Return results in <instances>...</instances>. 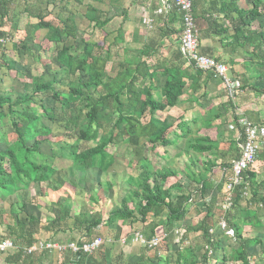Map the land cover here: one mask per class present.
I'll return each mask as SVG.
<instances>
[{
    "label": "trees",
    "instance_id": "obj_1",
    "mask_svg": "<svg viewBox=\"0 0 264 264\" xmlns=\"http://www.w3.org/2000/svg\"><path fill=\"white\" fill-rule=\"evenodd\" d=\"M239 1L241 0L220 1V7L225 11V17L231 24V34L228 37L232 38L234 45L241 47L247 52L251 51L252 55H255L264 45V22L258 27L254 26L258 17L264 16V0H252L250 8L241 7ZM7 3V0H0L2 7ZM54 5H58V0H56ZM41 12L37 14L38 21L34 28L36 30L47 28L48 34L46 35V40L57 45L56 56L52 59V63L58 65L59 71L63 70L66 74L74 76L75 81L68 82L69 91L66 94L53 90L52 97L54 100L62 102V108L67 112L66 128H70L77 138L74 144L64 142L55 152H51L50 156H45L40 150V145L45 138H35L31 145H28L26 141L27 135H34L36 131H39L37 125L42 115L37 113L36 108L30 109L29 105L23 107V111L18 117L13 115V107L15 105L21 103L28 104V102L32 101L33 96H25L13 101L11 96L0 93V111L5 106L8 107V112L12 114V125L17 135V141L22 148L20 150L21 153L11 147L0 150V193L14 194L20 186L26 188L31 183L42 184L47 182L49 186H52L53 176L58 171L52 164V160L58 158H67L72 163L69 168H76L81 172L90 169L107 172L115 162V155L108 151L110 144L126 143L127 145L138 147L137 151H141L138 153L147 152L148 145H151V149L156 153V147L159 145L169 147L173 144V141L169 138L171 130L176 139L185 138L184 149L186 154L190 150H194L196 155L198 153L202 155L211 150L214 142L208 136L198 135V131H195L194 128L195 123L189 125L188 122L181 119L176 125H167L163 120L154 116L157 110L163 111L168 107L178 105L180 97L185 93V87L187 86L185 79L189 76L181 65L173 63V61L167 62V66L163 64H159L158 66L152 65L153 63H150V58L154 55L155 50L152 45L150 46L148 43H145L142 48H135L127 56L124 53L122 56V54L117 52L112 66L115 75L108 76L106 66L110 59L113 58L110 54L111 47H109L106 56H103L101 52L96 53L95 48L99 47L102 51L104 45L99 46L95 42L81 39L84 45L82 51H79L74 48L73 43L69 40L71 38L76 39L78 36V29L72 18V13L61 24L55 25L51 21L46 20L44 14H41ZM95 12L96 10L92 14L88 13V16L96 26L105 27L112 20V18L100 19L95 16ZM168 14L171 20L174 19L177 14L176 8L172 7ZM1 17L4 19L6 14L3 12ZM180 23L182 31V22ZM2 25H4L3 22L1 23ZM227 31V29H224V32ZM35 35L27 31L25 38L20 40L19 45L26 54H30L35 48H42L41 42H32ZM120 36L121 33L114 38L115 45L120 42ZM0 59L2 60V58ZM2 63L9 66L5 61H2ZM260 64L264 67V55L261 56ZM47 68L48 66H46L45 71L50 70ZM9 69H14V66H9ZM256 71L257 69L254 68L251 74L255 77V80L258 79L260 81L259 86H255L250 77L244 79V83L242 84L241 79L235 76L241 81L239 90L250 88L256 93L264 95V76L262 74L255 76ZM195 72L199 76L203 71L196 68ZM156 75L164 78L163 84L160 86L159 99L154 97L152 90L158 78H155V83L150 81L147 86L144 83L146 79H153ZM199 82V80L192 78L189 88L195 92L200 85ZM53 83H55L54 80L35 83V93L54 88ZM68 94L77 97L83 103L81 111H77L76 113L71 109L66 101ZM231 100L232 98L229 99L230 103L232 102ZM42 110L45 113L49 112V109L44 105L42 106ZM108 111L116 113L117 118L112 122L110 129L104 132L101 128L100 118L101 115ZM144 116H148V120L145 122H143ZM234 121L238 125L236 117ZM45 133L48 135L50 129L45 128ZM193 134L195 136H192ZM80 141L85 142V148L81 149L79 147ZM163 152H168V149L165 148ZM144 155L142 154L144 163L141 161L139 164L141 167L140 172L137 175L130 172V177L127 179L128 186H132L134 189L128 191L122 199L121 204L113 206L107 218H104L99 212H95L94 214L84 212L72 215L71 202L69 201L67 204V202L58 201L57 203H52L55 217L48 219L46 229L51 232V235L58 232L83 231L81 237L76 239L72 236L73 238L71 237L72 239H70V241L76 240L75 242L80 244L82 241L100 236L97 232L101 226L111 227L115 230L113 238L117 240L121 235V226H118V221H122L123 223L138 221L147 226V228L151 225V233L149 235L144 234L148 240L158 235L155 233L157 228H162L164 232L162 233L164 234L162 242L172 244L176 235V226L183 224L185 216L189 211L188 207L194 202L191 199L192 196L204 197L207 191L213 188L211 178L201 177V172L195 173L188 167L186 175L191 180L197 182L199 187L195 188L192 194L180 193L173 197L170 189L174 186L166 187L165 183L170 177L177 175L178 171L173 169L169 162L161 169H157V167L152 168L149 164H146L148 159ZM196 155L195 157L191 156L190 165L198 163ZM215 167V163H210L209 168L213 170ZM245 182L249 183L251 194L250 205L264 202V192H262L264 190V179L259 182L255 172L247 169L244 172V182L237 186L239 188H237L238 192L233 200L234 208L242 201ZM213 189L221 191L225 188L219 185L218 188ZM95 196L94 194L92 195L93 200L96 199ZM129 203L134 204L133 207H130ZM213 205L214 203L210 199L208 203L205 201L201 206L197 205L199 214L204 212V216L201 217L196 225H188L186 232L198 233L204 239L205 246L210 247L212 252L216 253L217 250L223 248L224 238L215 239L212 233L217 223L214 218L215 211ZM56 206H59L58 209ZM193 206H196V203ZM165 211L167 212L165 220H158L157 218ZM242 211L240 215H242ZM151 217V222L147 223ZM69 218L73 219V223L63 230L61 223L67 221ZM7 219L6 226L9 235L15 237V245L18 243L17 241H20L23 247H18V251L14 252L13 256H8L6 261L9 264H37L33 260L35 254H28L26 249L37 242L33 229L40 219L29 213L24 218H20L13 212V208L10 210ZM227 221L226 231H231L238 243L232 255L236 264H256L252 262L249 248L253 242L262 244L261 241L256 238L250 239L244 237L241 219L230 218ZM185 240L186 236L185 238L182 237L181 242L183 243ZM178 245L180 247V243L177 246L173 245V247H176L177 255L175 264L208 263L207 250L199 258L197 254L198 246L179 248ZM103 247L104 244L91 255L79 251L77 254H73L74 257L71 262L74 264L76 262L77 264H108L107 251L105 253V249H102ZM143 247L149 249L148 246ZM261 250L264 254L263 246ZM64 252L62 251V253ZM39 257L38 263L41 261ZM142 258L144 256L140 257L141 260ZM221 261L225 262L227 258L222 256ZM148 262L150 264L158 263L154 259L150 260L149 258ZM167 262L169 263V261ZM139 264L142 263L139 262Z\"/></svg>",
    "mask_w": 264,
    "mask_h": 264
},
{
    "label": "rangeland",
    "instance_id": "obj_2",
    "mask_svg": "<svg viewBox=\"0 0 264 264\" xmlns=\"http://www.w3.org/2000/svg\"><path fill=\"white\" fill-rule=\"evenodd\" d=\"M61 1L62 4L58 6L54 5L56 0H13V53H11V57L9 56V58H5L10 64L9 66H14V69H9V66H5L2 63L3 60L0 59V93L2 95L11 96L13 101L19 98H24L25 96H33L32 101L28 102V104L21 103L19 105H15L13 107V115L15 117H18V115L23 111V107L26 105H29L30 109L36 108L37 113L42 115V118L37 125L39 131H36L34 135H27L26 141L28 145H31L35 138H45V140L40 145V150L43 154H45V156H50L49 154L51 152H55V150L59 148L60 145L64 142H67L69 144H74L76 142L77 137L75 133H73L70 128H66L67 112H65L62 108V102L56 101L52 97L53 90H58L61 93L63 92L64 94H66L69 91L68 82L75 80L74 76L66 74V72H64L63 70L59 71L60 69L58 65L52 63V59L56 56L57 45L46 40V35L48 34L47 28H42L39 30H36L34 28L35 24L38 21V13L43 11L41 12V14H44L45 19L51 21L55 25L61 24L72 13L73 17H71L74 19L75 25L78 29V36L76 39L71 38L69 40L71 41V43H73L74 48L78 49L79 51H82L84 45V42L81 41V39L95 42L99 46L104 45V49L102 51L99 49V47L95 48V52H101L103 56H106L109 47H111V52L110 50L109 52L113 56V58L110 59L106 66V72L108 76L115 75V72L112 70V66L113 61H115L114 58L117 52L122 54V56L123 53L126 56L130 55L132 53V50H134L135 48H142L146 42L149 45H155V42L159 44V34L160 37L163 38V36H165L164 34H169V32L173 31L167 29V24H164V27L159 25L153 30L149 31H147L146 28L141 27V25L139 26L141 14L140 8L145 2L144 0ZM251 1L252 0H241L239 1L241 3L240 6L243 8H250L252 6ZM216 4H218V6L215 7ZM204 6L208 12H211L210 14L218 15L215 18V23L225 25V28L228 30V36H230L231 24L225 17V11L221 9L220 3L217 2V0H207ZM94 10H96V12L94 13L95 16L99 17L100 19L106 18V15L112 18L111 22L108 23L109 26L106 25L105 27L101 28L99 26H96L94 22L90 20L88 13L92 14ZM126 15L127 19L124 18ZM0 19L2 23V18L0 17ZM211 19L212 18L210 17L209 20L211 21ZM155 21H157L156 24H160L161 22H163V19L159 16H156ZM196 22L198 33L200 35V25L202 26V24L199 25L200 22ZM201 22L203 23L204 21L202 20ZM263 22L264 16H260L254 23V26L258 27ZM203 24L205 25V22ZM178 25L180 26L179 29H177V27H174L175 29H177V32H175L174 34L175 36H178L180 38L182 34L181 24ZM3 27L4 25L1 26V32ZM160 27L162 28V30ZM134 28H136V30L138 31L134 32ZM26 30L31 34H36L34 36V41L32 42L42 43V48H35L30 54H26V52L23 51V48L19 45L20 40L25 38V34L27 33ZM139 30H142V33L140 32V34H138ZM119 33H121V40H119L120 42L115 45L114 38L118 36ZM230 39V44H233L232 38ZM156 47V53H154L152 58H150V63H153L152 65L154 66H158L159 64H163L165 66L167 64V61H165V59H167V47L164 45H158ZM5 48L8 50L6 46ZM175 50L178 52L179 48H176ZM199 50L201 53H203L200 48ZM238 54H240L239 48ZM263 55L264 45L255 53V55H252L251 51L249 53H243L245 60L249 57L253 58V60L257 63L255 64V66H253V68L257 69L256 72L258 74H262L264 76V67H262V64H260L261 56ZM234 63H230V71L228 72V74L231 73V75L237 76L241 79L243 84V79L246 75L239 76V74H237V71L235 70H243V68L245 69L246 67L241 66L242 64L238 63L234 65ZM46 66H48L47 69H50L49 71H45ZM249 66L250 65H247V68ZM194 69L196 68L194 67ZM195 73L196 72L193 71V75H195ZM209 77L207 81L204 82V84L208 83L209 85ZM155 78H158L156 83ZM52 80H54L55 82L53 83L54 88L42 90V92L35 93V83ZM163 80L164 78L162 76L158 77L156 75L153 79L148 78L144 82L146 86L150 83V81L152 83H155V86L152 90L154 97L157 99H159L160 96V86H162ZM189 85L190 80L188 79L187 86L185 87V93L183 94L185 96L183 97L181 103L176 105L177 107H168L163 111L157 110L154 116L160 120H163L167 125H176L179 119H183L185 121L187 116L191 115L190 112H192L191 108H188V113V110H185L187 109L186 105L184 107L182 106V104L187 103L189 99L187 97V92L190 89ZM202 89L203 85L201 83L197 90L199 91ZM244 89V92H236V96L239 93L238 98L236 99L237 102H257L258 111L263 117L264 95H257L256 93L251 91L250 88ZM222 94L223 93H221L220 95ZM203 97L201 96L200 98L204 99V102L208 104L203 107L209 109H207L206 113L204 114V122L197 123L195 125V128L198 127L196 131H201V133H197L198 135L208 136L214 142V144L212 145L210 151H207L203 155H201V157L204 159L199 162H205V164L209 163V165L210 163H215L216 166H220V169L218 168V170L214 173L215 175L213 173L211 175L221 176V174H223L222 172L224 171L222 170V168L224 166H227L225 164H230L227 156L230 154L233 155V153L238 152L233 147L229 148L226 145L220 146L219 143L226 144L227 142L234 141L238 131L236 128L237 124H235L234 118L237 116L238 118L243 119L245 118L244 116L247 115H244L246 113H244V109L242 110L241 108L237 110L238 113L234 114L235 109L233 110L230 107V104L227 105V103H229L227 102V99L226 103H220L221 101H216V104L213 98H205L206 96L204 95ZM193 99H191V102L189 101V103H195L193 102ZM66 101L68 102L71 109L76 113L77 111H81V109L83 108V103L75 96H70L68 94ZM43 105L49 109L48 113H45L44 110H42ZM0 116V150L5 149L6 147H11L17 152L21 153L20 150H22V148L17 141V135L12 125V114L8 112L7 106H5L2 111H0ZM148 116L143 117V122L148 120ZM116 118V113L111 111L105 112V114L101 115L100 123L102 130L104 132H107L110 129L112 122ZM261 123H263L262 127L264 128V121ZM45 128L50 129V133L48 135L45 133ZM262 130L264 131V129ZM172 133L173 131L171 130V132L169 133V138L172 141H176ZM79 147L81 149L85 148V142L80 141ZM137 148L138 147L127 145L126 143L110 144L108 146V151L111 154L115 155L116 161L115 165L111 166L107 172H101L97 169H90L85 172H81L76 168H69L70 164L72 163L67 158H58L56 160H52V164L56 169H58V171L53 176L54 180L52 186H49L47 182L42 184L31 183L26 188L20 186V188L16 190L14 194H8L5 192L0 193V238H10L14 242L16 241L14 236L9 235L6 226V221L8 220L7 216L9 215V212L12 208L13 212L20 218H24L26 214L29 213L37 216L40 219L33 229L37 240L40 242H53V239H56L60 240L59 243L66 244L68 242L67 240L70 239L69 236L74 235L75 238H78L79 236L81 237L83 235V231L79 232L78 230L70 232H58L57 234L51 235V232L48 231L46 227L48 224V219L55 217V214L53 213L52 203H57L59 201L63 203L67 202L68 204V202L70 201L72 215H78L84 212H86L87 214H94L95 212H99L103 215L104 218H107L113 206H118L119 204H121L122 199L126 196L128 191L134 189V187L128 186L127 179L130 177V172L135 175L140 172L141 167L139 164L141 163V161L144 163L142 154H145L147 156L148 160L146 161V164H149L152 168L157 167V169H161L166 166L165 159L170 158L172 154H174L173 152H175V146L170 147V152L172 154L168 157L162 155L163 159L161 160V156L159 154L162 153L165 148L168 149L167 147L159 145L158 147H156V153L153 151V149H151V145H148V151L145 153L144 151L143 153H138L141 151H137ZM173 160L174 159H172L170 163V166L173 167V169L182 167L186 169L187 164L185 165L184 161L182 163L178 161L177 164V161H175V163H172ZM199 165H201V163ZM197 167L201 168V166ZM263 169L264 163H262V165H259L260 172ZM179 170L183 171L182 169ZM110 173L112 174L110 175ZM182 178L184 177L180 178L179 173L170 178L173 181H178L177 184L173 185L174 187H171L170 189L173 196H176L177 193H186V191L190 193V191H192L191 179L187 178V176L184 179ZM93 194L96 195L95 200L92 199ZM222 196L223 194L221 193L218 197L219 202L222 201ZM250 197L251 194L247 193V196L245 198L242 197V201L240 202V204L236 205V207L228 213L224 211L220 203H217V206L213 208L215 211L214 214L216 215L214 218L217 222L213 230V234L215 236L214 238H217L218 240L224 238V245L223 248L217 250L216 253H208L207 264H236L232 255L235 248L238 246L237 240L234 239L233 233L231 231L227 233L225 232L227 228L223 229L221 226V221H225L227 225V220L230 218L241 219V223L243 225V235L245 238H256L261 241L262 244L253 242V244L249 248V252L252 257V262H255L256 264H264V254L261 250L262 246L264 248V203L258 202L256 204L250 205ZM133 205L134 204L131 203L130 207H133ZM56 207L58 209L59 206ZM241 211L242 215H240ZM199 213L200 212L198 211V207H196L195 209L191 210L190 213H188L189 219H185L182 225L180 224L176 226V229H181V233H184V236L182 237L185 238L186 236L185 242H181L182 237L180 236V233L174 236V241L172 242V244H166L161 241L159 243V246L149 249L144 248L143 244L134 240V234L140 231L143 234L149 235L151 233V225L147 228V226L140 224L138 221L134 223H123L122 221H118V226H121V235L117 240H114L112 236V234H114V231L112 229L110 230L106 226H101L97 234L102 236L104 239V247L102 249H105L107 251L108 264H139V262H141L142 264H150L148 262V258L150 260L154 259L155 262H158L157 264H175L177 258L175 246H177V244L179 243V248L198 246L197 254L200 258V256L203 255L206 251L204 239L196 232H186V227L188 225H196L201 217L204 216V212H202V214ZM166 216L167 212L165 211L157 219L165 220ZM151 218L148 219V222L151 220ZM72 223L73 219L69 218L67 221L61 223V228L65 230L69 226H71ZM155 233L158 235H162V233L164 232L162 228H157ZM17 242L18 243L14 249L0 252V264H9L6 261V258L8 256H13V253L18 251V247H23L20 241ZM174 244L175 246L173 247ZM34 254L35 257L33 260L36 261L37 264H64L63 260L65 259V257L62 256L61 258L62 253L58 250H54L53 252L37 251ZM39 255L41 256L39 257ZM142 256H144V258H142L141 260L140 257ZM222 256H225L227 258V261L222 262ZM38 257L41 258V261H39V263ZM167 261H169V263Z\"/></svg>",
    "mask_w": 264,
    "mask_h": 264
},
{
    "label": "crops",
    "instance_id": "obj_3",
    "mask_svg": "<svg viewBox=\"0 0 264 264\" xmlns=\"http://www.w3.org/2000/svg\"><path fill=\"white\" fill-rule=\"evenodd\" d=\"M7 1H8V3L6 5H4L3 7L0 5V17H1V14L3 12L6 14V17L4 19H2L4 27L2 28L1 35L7 38V41H6L7 43H5V44L0 46V58H2L3 61H5V62H7V64H9L6 58H9V56L11 57L12 56L11 53H13V0H7ZM144 1L145 2L142 4V7L140 8V10H141L140 13L141 14H140V21H139L140 24H139V26L141 25V27L146 28L147 31H149V30H153L154 28H156L159 25L164 27V24H167V29L173 30L172 31L173 33L169 32L170 35L168 33L164 34L165 36H163V38H161L160 34H159V40H160L159 44L155 42V45H152L154 47L155 53H156V50H157L156 46H158V45L166 46L167 47V49H166V52H167L166 57H167V59H165V61H167V62L173 61V63L181 65L182 68L187 71V75L189 76V77H187L185 79L186 81L189 79L190 83H191L192 78H194L195 80H199L200 81L199 83L200 84L202 83V85H203V89L199 90V91L196 90L195 91L196 93H194L190 89L188 90L187 97L189 99H188L187 103L182 104V106L184 107L186 105L187 109H185V110H188V113H189V109L188 108H191L192 112H190L191 115L187 116L185 121L188 122L189 125H193V123H195V125H196L199 122H204L203 121L205 119L204 114L206 113V110L209 109V108H204L203 107V106L208 105V104H206V102H204V99L200 98L201 96L203 97V95H204V96H206L205 98H213V100H215L216 104H217L216 101H221L220 103H222V102L226 103V101L228 100L227 102H229V99H231V98L228 96L227 90L224 87V84H223V82H222V80L220 78H217V77L215 78V77H213L212 74L205 73V72H202L201 75H199V76L196 73H195V75H193V71H195L194 66L189 64V62L184 58V54H183V51H182V48H181V42L179 40L180 38L178 36H175V34H174L175 32H177L176 30L179 29V27H180L178 24H181L180 23L181 19H180V16H179L178 12H177V9H176V13H177L176 17L174 19H172V20L169 18L170 17L169 14H168L169 10L172 7L176 8V6L174 4V0H144ZM206 1L207 0H195V5H194V8H193L194 9L193 13L195 15L196 21L200 22L199 25L202 24V26L200 25V35L198 33V38H199L201 51L203 52V54H206L208 56L214 57L218 61L225 62L228 66L230 65V63H234V62H236L238 64H242L241 66H244L246 68H247V65H250L247 69L246 68L245 69L243 68V70L236 69L235 71H237V74H239V76L240 75H246L244 79H246L247 77H250L252 79V83L255 86H259V82L260 81L258 79L255 80V77L252 76V74H251L252 71L254 70L253 66H255V64H257V63L253 60V58L249 57V58H246V60H245L244 59L245 55L243 56L244 52L245 53H249L250 51L247 52V51H245L244 49H242L241 47H239L237 45L235 46L234 44H230L231 43V39H230L231 37L229 38L228 37L229 34L227 32H224V29H226L225 25H222V24L220 25V24L215 23V18L218 15L217 14H215V15L210 14L211 12L207 11V9L204 6L206 4ZM220 1L221 0H217V2H219V3H220ZM61 4H62V1L58 0V6L61 5ZM216 6H218V4H216L215 7ZM125 12H126V10H125ZM127 15L124 18L127 19ZM156 16L161 17L163 19V22H161L160 24H156L157 23V21H155V17ZM210 17L212 18L211 21L209 20ZM106 18H111V17L106 15ZM147 18L151 20L150 25H147V23H146V19ZM103 19H105V18H103ZM200 20L201 21L203 20L205 22V25L203 24L204 22L202 23ZM107 25L109 26V24H107ZM174 27H177V29H175ZM134 29H135L134 32L138 31V30H136V28H134ZM161 30H162V28H161ZM140 32L142 33V30H139L138 34H140ZM172 34H173V36H172ZM25 36H26V34H25ZM228 38H229V40H228ZM5 46L8 48V50L5 48ZM176 48H179L180 52L179 51L177 52L175 50ZM238 48L240 50V54H238ZM165 61H163V62H165ZM236 63H234V65ZM5 66H7V65H5ZM229 71H230V69H229ZM256 75L258 76L257 72H256L255 76ZM207 76L208 77L210 76L209 77V81H210L209 85H208V83L204 84V82L207 81V79H208ZM229 76L233 80L238 82L240 84V86H241V81L238 78H236L235 76L231 75V73L229 74ZM244 90L242 89V90H238V91H243L244 92ZM250 90L253 91L252 89H250ZM253 92L256 93L255 91H253ZM221 93H223V94L220 95ZM238 94H237L236 97L232 98L231 101H233V102H231V103L229 102V103H227V105L230 104V107L233 110L235 109L234 110L235 111L234 114L238 113L237 110L239 108H241L242 110L244 109V113H246L244 115H247V116H244V115L243 116L245 118L249 119L250 121H252L253 123L259 125L261 128H263L262 127L263 123H261V122L264 121V116L262 117L260 115V112L258 111V107H257L258 106L257 102L256 103L250 102V101L249 102H244V103L237 102L236 99L238 98ZM256 94L259 95L258 93H256ZM261 95H263V94H261ZM184 96L185 95H182L180 97L179 103H181V101H182ZM193 97H194V99H193ZM191 99H193L194 100L193 102H195V103H189V101L191 102ZM217 99H219V100H217ZM197 104H198V106H197ZM238 105H240V106H238ZM175 107H177V106H175ZM171 108H173V107H171ZM236 118H237V122H238V120H240V118H238L237 116H236ZM179 120H181V119H179ZM193 121H196V122H193ZM235 124H236V122H235ZM236 128H237L238 131H237V136L235 137L234 141L227 142L226 144H222V143L220 144L219 143L220 146H225L226 145L229 148L233 147L238 152V153H233V155L230 154L231 156L230 155L227 156L228 161L230 162V164H225L227 166H224L222 168V170H224V171L222 172L223 174H221V176L220 175L219 176L211 175L212 173L214 174L218 170V168L220 166H216L214 168V170H212L211 168H209V163L205 164V162H203V163L199 162V161H202L204 159V158L201 157V154L198 153L196 155V152L194 150H190V152L186 154L185 149H184V147H185V138L176 139V136H174L176 141H173V144L170 145L169 147H167L168 148V152H166V153L162 152V153L159 154L161 156L160 159L161 160L163 159L162 155H165L167 157L169 155H171L172 153L170 152V147H174L175 146V148H174L175 152H173L174 154H172V156L170 158L165 159V163H168L170 161L169 162V164H170L172 159H174L172 163H175V161H177V164H178V161L180 163H182L184 161L185 165L187 164L186 169H184L183 167L176 169L178 171L179 175H180V178L181 177L186 178V176H187L186 175L187 168L189 167L190 170L195 172V173H200L201 172L202 173L201 177L205 176V177L211 178V183L213 185V188H218L219 185H222V188H226V184L229 181L230 176L232 175V170H231L232 169V161L237 159L240 156L239 142H242V140H243V133H242V130H241V126L238 124V125H236ZM197 129H198V127L195 128V131ZM198 132L201 133L200 130ZM192 136H195V134H193ZM259 145H260V151H259V153L257 155L256 162L252 166H250L249 169L252 170L253 172H255L256 178L260 182V181H262L264 179V169L261 170V172L259 170V165H262V163H264V137H260L259 138ZM195 155H196V157L198 159L199 164L201 163V165H199L198 163H196L194 165H190V158H191V156L195 157ZM114 165H115V162L113 163L112 166H114ZM197 166H201V168H198ZM179 169H182L183 171H180ZM111 174L112 173H110V175ZM170 178L165 183L166 187L173 186V185L177 184V182H178L177 180L173 181ZM184 178H182V179H184ZM187 178H189V177L187 176ZM109 180H110V178H109ZM191 181H192V187H191L192 189L191 190L193 191L194 188H197L199 186H198L197 182H195L194 180H191ZM245 183H246V185H245L243 190H244V192L247 191V193H250V191H249V183H247V182H245ZM183 188H184V186H183ZM213 188L209 189L207 191V194L204 195V197L192 196L191 199L194 202L192 203V205L190 207H188L189 208L188 213H190L191 210L195 209L197 207V205L201 206L205 201L208 203L209 199L212 200V203H214L213 208L215 206H217V203H220L221 205H223L224 204V200H225V198L227 196L226 189H222L220 191V190H216V189H213ZM237 188H239V187L236 186L234 192L232 193L231 197H232L233 200H234V197H235L236 193L238 192ZM192 191H190V193ZM262 192H264V190ZM190 193H188L186 191V194H190ZM221 193L223 194L222 201L219 202L218 201V197L220 196ZM181 194H182V192H181ZM246 196L244 195L243 198H245ZM195 203H196V206H193ZM129 204H131V203H129ZM232 207H233V205H232ZM233 209H234V207L231 208V210H229V211H225V210L224 211L226 213H228V212H231ZM188 213L185 216V219H189L188 218ZM215 216L216 215H214V217ZM149 222H151V221H149ZM140 224H142V223H140ZM107 228L110 229V230L112 229L111 227H107ZM113 231H114V234H112V236L115 235V230H113ZM48 237H50V236H48ZM71 237L72 236H69L70 239L73 238V237L72 238ZM70 239L67 240L68 242L66 244H69V243L73 242V240L70 241ZM53 240H54L53 242L49 241V242H46V243H53V245H55V246H57V245H66L65 243H63V244L59 243L60 240H56V239H53ZM39 243H40V241L37 240V242L33 246H35L36 244H39ZM33 246H31V247H33ZM54 250H58L59 252L62 253V251H60L58 248L51 249V248H48V247L45 248V249L36 250L34 252H31V253L27 252V253L28 254H33V253H36L37 251H41V252L42 251H46V252L47 251H52L53 252ZM26 251H27V249H26ZM63 251H65V252L61 254V258H62V256L65 257V259L63 258L64 259L63 260L64 264H74V263L71 262L73 260V257H74L73 254L74 253L71 250H63ZM105 253H106V250H105ZM76 264H77V262H76Z\"/></svg>",
    "mask_w": 264,
    "mask_h": 264
},
{
    "label": "built area",
    "instance_id": "obj_4",
    "mask_svg": "<svg viewBox=\"0 0 264 264\" xmlns=\"http://www.w3.org/2000/svg\"><path fill=\"white\" fill-rule=\"evenodd\" d=\"M177 12L180 16L182 22V34L180 37L181 48L184 54V58L194 66L195 68L202 70L205 73H210L213 77L220 78L227 90V94L230 98L236 96V92L239 90L240 84L234 81L228 74L229 66L222 61H218L216 58L208 56L200 52V44L198 38V28L195 21L193 8L194 0H174ZM147 25H150L151 20L146 19ZM7 38L1 35V19H0V46L7 43ZM239 125L243 133V140L239 142L240 156L232 161V175L226 184L227 196L222 205L225 211L231 210L233 205L232 193L235 187L244 182V172L252 166L257 159V155L260 151L259 138L264 137V131L259 125L253 123L247 118L238 120ZM247 195V191L243 193ZM224 222V223H223ZM221 221V226L226 229L225 221ZM225 232H227L225 230ZM181 229H176L175 234H180ZM213 233V230H212ZM229 233V232H227ZM134 240L143 244V246H148L149 248H154L159 245L163 240L164 234L156 235L150 240H148L144 234L140 231L136 232ZM184 233L182 232L180 236L182 237ZM141 240V241H140ZM102 244H104V239L102 236H96L91 240L82 241L78 244L77 242H71L67 245H53V243L40 242L35 246L28 248L27 252L31 253L36 250H41L45 248H58L60 251L71 250L74 254L82 251L88 255L93 254L97 249H99ZM15 243L10 238H0V252H5L15 248ZM208 253H213L212 249L206 246Z\"/></svg>",
    "mask_w": 264,
    "mask_h": 264
}]
</instances>
